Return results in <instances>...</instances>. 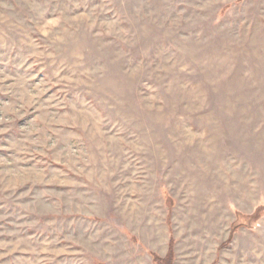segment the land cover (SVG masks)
Returning <instances> with one entry per match:
<instances>
[{
    "label": "rangeland",
    "instance_id": "374dc122",
    "mask_svg": "<svg viewBox=\"0 0 264 264\" xmlns=\"http://www.w3.org/2000/svg\"><path fill=\"white\" fill-rule=\"evenodd\" d=\"M170 240L264 264V0H0V264Z\"/></svg>",
    "mask_w": 264,
    "mask_h": 264
},
{
    "label": "trees",
    "instance_id": "16d2710c",
    "mask_svg": "<svg viewBox=\"0 0 264 264\" xmlns=\"http://www.w3.org/2000/svg\"><path fill=\"white\" fill-rule=\"evenodd\" d=\"M233 231H234V228H233ZM233 231L231 232V234L233 233ZM231 234H230V236H231ZM172 244H173V242H172V240H170L168 243V245H169L168 251L164 257L159 256V255L154 254V253H151L155 264H172L173 257H174Z\"/></svg>",
    "mask_w": 264,
    "mask_h": 264
}]
</instances>
